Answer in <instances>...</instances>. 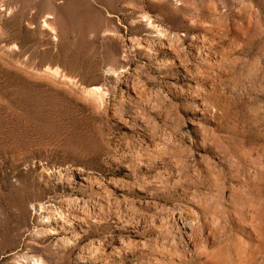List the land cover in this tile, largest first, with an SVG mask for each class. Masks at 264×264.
<instances>
[{
    "label": "rangeland",
    "instance_id": "obj_1",
    "mask_svg": "<svg viewBox=\"0 0 264 264\" xmlns=\"http://www.w3.org/2000/svg\"><path fill=\"white\" fill-rule=\"evenodd\" d=\"M0 264H264V0H0Z\"/></svg>",
    "mask_w": 264,
    "mask_h": 264
}]
</instances>
